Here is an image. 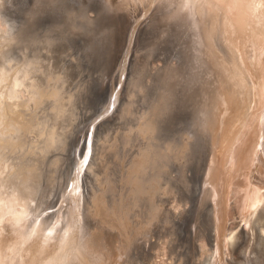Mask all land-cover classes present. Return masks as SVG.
<instances>
[{"label": "rangeland", "instance_id": "1", "mask_svg": "<svg viewBox=\"0 0 264 264\" xmlns=\"http://www.w3.org/2000/svg\"><path fill=\"white\" fill-rule=\"evenodd\" d=\"M47 1L54 2L57 0H0V27L7 30L9 26L11 30L9 38L4 39L2 37V39L0 37V60H2L3 54H11L12 56L9 55L10 57L14 56L20 58L28 52L33 54V51L43 53V55L47 56L54 53L57 55V51L62 50L61 52L58 51L56 57L59 61L56 64H58L61 69L64 68V70L66 67H69L70 71L76 67V70L74 69L76 72L70 73L69 70H67L70 73L67 74L71 76L67 74L66 76L70 79L69 81L72 79V82L68 81L66 83L67 86L64 85L65 98L69 96L67 98L70 109L69 115L72 117L73 124L68 128L66 127L65 131H62L60 145L53 146L43 151L42 154L34 156L31 160L32 167L33 164H35V166L38 164V159H42L45 160L46 172L53 167L56 169L58 168L60 174H65V165L66 162L69 161L67 159L65 160V157L70 148L72 146L74 147L73 144H75L76 141L80 143L83 140L86 129L89 126L91 127L89 124L90 122L94 124L97 123L95 129L93 128V131L96 132L94 137V145H96L94 147L96 148H94L92 159L87 165L88 168L83 171L82 175L84 181L82 189L88 206H90L91 209L96 208L100 215H107L108 218L112 216L109 220H113L114 217L118 219L122 216V222L130 228L139 223L143 228H147V232L152 234V242L141 246L142 248H139V252H135L137 249H132L133 253L132 251L129 252L130 255L132 253L134 257L131 258L132 264H199V260H203L200 264H208L206 260L208 254L212 255L214 264H231L230 261L233 259L232 263L237 262V264H261V261H255V256H253L259 254L258 241L253 242L249 240L250 235L247 238L249 222L245 219L243 205L245 203V188L247 184V176L245 173L249 176L251 175L250 179L257 183L260 189L264 191V151L261 152L262 159L257 163L258 166L257 164H251L252 166L250 165V168L248 163L250 159H247L248 161L240 165V167L234 163L232 167L230 166L232 168L230 170V159H228L231 158L230 154L232 149H236L238 145H240L239 142H241L242 145V143L254 138L253 135H255V133L253 131L256 130L255 121L258 119V113H261L264 108V88L260 91L258 89L259 86H257L259 75L262 76L260 72L261 66H264V32L254 33L256 29L263 28L264 26L263 21H258V18H256L259 14L258 10H253V12L255 11V14L252 13V15H255L253 16V21L248 23L245 27H240L241 31H235L233 29L235 25H233L232 16H221L222 11L220 10L218 11L217 19H214L216 31L213 34V42L215 41L217 53L221 52L219 50H223L220 56V60L223 61L222 66L224 67L226 63L227 56L225 54H228L227 47L229 45L237 55L234 62L235 74L225 81L224 74L220 73L217 75V72L213 68H207L205 66L204 59H206L207 55L199 50L200 45L195 47V43H199L197 35L192 32L193 27L190 18L183 17L182 15L180 16V14L177 17L171 15L174 12L173 10L171 11V9H177V2H179L180 5L181 0H166L164 3H162L163 0H155V2L161 1L158 2L159 4L161 3L160 6H164L163 4L167 3V5L164 6L165 8H159L160 6L158 7V3H155L154 0H120L121 2L119 0H111L114 6L113 10H115L112 13H114L113 15L116 20L113 22L110 20L109 22L106 21L112 25L116 22V30L114 31L116 34L113 35L108 32V25H103L98 30H95L96 32L90 33L94 30V26L97 25L95 21L97 20L96 18H98L97 8L99 7V3H97L96 0H91L89 3L87 2L84 11L81 13L78 12L79 15L85 17L88 22L76 16V12L80 6L69 5L68 0H58L63 2V5L67 4L65 10V16L67 18H62L60 14L50 11V7L46 8L52 5L47 4L46 6L45 3H47ZM169 1L172 5H169ZM247 2H250L252 5V2H255V0H249ZM73 14L75 17H73ZM228 14H230V12ZM157 16L159 17L157 18ZM111 19L113 18L111 17ZM66 21L73 23L68 27V25H65ZM176 21H179V24L176 23ZM220 22L226 23L228 26L221 30L218 26ZM260 23L263 25L260 26ZM79 24H81L82 27L85 26L86 31L79 29ZM249 25L251 27H248ZM133 26L134 34L131 39L130 34ZM72 29L76 31L74 32ZM218 29L222 33L219 32V37L217 38ZM251 34L254 35L255 38H253ZM139 37L141 39H139ZM155 37L158 38L156 39ZM62 38L65 39L63 40ZM156 40L158 41L155 42ZM28 43L31 45H28ZM153 43L155 44L153 45ZM34 45L37 47L34 48ZM260 45L263 49H260ZM45 47L46 49L48 48L47 51L48 53L50 52V54L44 52L46 51ZM65 49L70 50L67 51L69 53H67ZM61 53H65V55ZM60 57L61 59H59ZM61 69L57 72L59 76H63L64 70L62 69V71ZM61 72L62 74L60 75ZM255 76H258V78ZM136 77L137 79H135ZM255 78L256 82L254 81ZM189 80L191 83L187 82ZM228 80H230V82H228ZM226 82L229 83L227 89L223 88L224 84L227 86ZM253 82L254 84L256 83L255 87ZM186 84L187 86L183 87V85ZM48 85L49 84H47L45 88L48 87L47 89L48 92H50V96L46 94L43 102L45 107L49 109L53 106V99L50 97H53L51 95V90L54 85ZM253 87H258L256 88L257 90L254 89L255 92L257 91V94L254 92ZM247 89L250 91H247ZM64 90L61 93H63ZM69 90L71 93H68ZM168 91H171L172 94ZM225 92L227 94H225ZM111 94H113V96H111ZM25 95L26 94L23 92V97ZM48 97L51 101L48 100ZM233 97H235V99ZM253 98L258 99L259 102L256 101L258 107L255 105L257 103L255 100L253 101ZM111 101L112 103H110ZM41 102L42 101H40V103ZM229 102H231V104ZM234 102H236V105L232 106ZM40 103L30 106L34 109H31L27 105L15 106V111L17 110V112L11 115L14 120L8 119L13 122L19 121L16 122V124L24 131L23 132L21 128H15L17 134L14 135L13 142L15 144L23 142L25 148L28 150L33 149L37 151L41 146L39 144L41 139H35L33 142L32 137H34V135H32L33 133L31 131V126L36 121L34 119L36 116L35 114L38 113L41 107L39 106ZM252 104L254 106H252ZM229 106V109L232 108V111L226 109ZM26 107L30 110L26 109ZM37 107L38 110L35 109ZM254 107H257V109H252ZM20 109H22V111H20ZM203 109L210 115L213 114V119L206 125L202 123L200 119ZM34 110L37 111L35 112ZM247 111H249L248 114L252 111L251 113L253 116L251 113L248 115ZM26 112L29 113L25 114ZM33 112L35 114H33ZM221 114L223 115L221 116ZM245 115H247L248 119ZM254 116L257 118L256 120ZM100 119L101 122L98 121ZM222 119L223 121H221ZM245 122L246 124L247 122L250 124L249 126L248 124L246 125L250 130L244 126ZM241 124H243L244 127L241 126ZM10 127L12 128L13 126H9V129ZM29 127L30 129L28 130L30 132L27 131ZM238 127L240 128L238 129ZM248 131L250 132L246 134V137L245 133ZM232 133L235 136H231ZM210 134L212 135L210 136ZM20 135L25 138L22 139ZM104 135H107L105 139ZM109 136L112 137V139H110ZM213 136H215V138ZM241 136L243 140H240ZM107 137H109V139ZM230 137L234 138V142ZM222 141L224 142L222 143ZM35 143L37 144L32 146ZM225 143L227 145H225ZM235 143H238V145ZM221 144H223V146ZM229 144L230 147H228V150L227 146H229ZM216 145L217 147H215ZM219 145L222 149L226 146L228 152L225 148L223 150L219 149L221 148ZM103 148H105V150L107 148L106 153ZM76 149L77 146L75 147V150ZM15 151L19 152L18 149H15ZM222 151L226 153L222 154L221 157ZM76 152L78 151L76 150L75 153ZM212 152L216 153L217 160L215 156L214 161H216L214 165L218 167L214 166L215 170H211L214 173L211 171L206 173L204 166L212 157ZM227 153L230 157H227ZM249 153L251 152L248 151L247 158L250 156ZM95 155L97 156L95 157ZM223 157H226L228 160ZM221 158H223V160ZM112 161H115V165ZM222 161L223 165L225 163V169L223 165L220 164ZM247 163L248 165H246ZM97 164L101 168L97 167L95 171H100H97V173L94 171L96 173L94 175L93 170L96 168L95 165ZM234 166H236V168ZM219 168L221 169L219 170ZM101 169H104L105 172ZM226 169L230 170L232 173ZM216 170L217 177H214L216 176L214 175ZM234 170H239V173ZM100 173L101 175H99ZM218 175H220L219 177L221 180H219ZM211 176L213 179L211 178L210 182L208 179ZM235 177L237 178L235 179ZM105 178L107 179L105 180ZM214 178L218 180L214 181ZM97 181L99 183H97ZM166 181L168 182L166 183ZM211 184L214 190H217L216 188L219 189L220 186V188H222L219 189L221 192L219 190V193L218 191H214L213 198H206L203 200L200 194L202 186H209ZM175 185L177 187H175ZM236 185L241 186L239 188ZM169 186H172L173 191L175 190L172 195L168 194L170 191ZM236 191L239 192L236 193ZM182 193L183 195H181ZM217 193L220 194V196ZM106 195L107 197L110 196V198H107ZM197 197H200L199 201H197ZM55 198V195H50L48 199L55 201ZM218 199L220 200L219 202L217 201ZM204 201L207 204L204 205ZM202 204L203 206H200ZM215 204L218 205L215 207ZM54 209H56V206L50 208V210ZM215 209H217V212ZM134 211L135 213H133ZM214 212L215 215L218 213L216 216L217 218L213 215ZM214 217L222 227L230 225L236 226V229L240 232L237 245H234V247H236L235 250L234 248L229 250L226 247L224 242L225 230L218 242L214 238ZM196 222L198 223L197 225L195 224ZM149 227L154 230L150 231ZM199 229H201L202 232ZM195 230H197V232H195ZM8 232H12L11 225L9 222H5L2 237L8 235ZM157 234L160 235L158 236ZM153 240L156 242L154 241L153 243ZM239 242H243L245 245L243 249H241L242 252L239 251L238 253L236 249L238 247L239 250ZM216 243L217 248H214ZM253 243H256L257 247H254ZM151 246H153V251L151 250ZM180 247L182 249H179ZM169 251L172 252L169 253ZM139 253L143 255H138ZM150 254H152L153 258ZM147 255H150V257ZM142 257L143 259H141ZM243 258L245 259L242 261ZM204 260L206 261L205 263ZM124 262L125 259L121 261L122 264Z\"/></svg>", "mask_w": 264, "mask_h": 264}, {"label": "bare ground", "instance_id": "2", "mask_svg": "<svg viewBox=\"0 0 264 264\" xmlns=\"http://www.w3.org/2000/svg\"><path fill=\"white\" fill-rule=\"evenodd\" d=\"M90 1L91 0H68V3H69V5L80 6L78 8V11L76 12V16L79 18H82L88 22V20L85 17L79 15V13L84 11V9L86 8L85 4L87 2L89 3ZM96 1H97V3H99V7L97 8L98 18H96L97 20L95 21V22H97V25L94 26V30H92L90 33L96 32L95 30H98L103 25H108L109 26V28L107 29L108 32L111 33L112 35L116 34L114 32L116 30V22L113 25L111 23H107V21L109 22V20L111 22L116 20L114 18V15H113L114 13H112L115 11V10H113L114 6H113L112 1L111 0H96ZM165 1L166 0H163L162 3H164ZM177 1H179V0H177ZM247 1H249V0H247ZM247 1L246 0H181L180 5H179V2H177L178 3L177 9H175V8L171 9V11L172 10L174 11L171 14L173 17H177L180 14V16L182 15L183 17L190 18L191 25L193 27L192 32L197 35L198 43H199V44L195 43L196 44L195 47H198L200 45L199 50L201 52H204L207 55L206 59H204L205 60V66L207 68L208 67L213 68L217 72V75L220 73L224 74L225 75V81L230 76L235 74L234 62H235V58H237V55H236V53L233 52V49L229 45L227 47L228 54L227 53L225 54L227 56L226 63L224 65V67L222 66L223 61L220 60V56L222 55L223 50H219L221 52L217 53L215 41L213 42V34L216 31L214 19H217V17H218L217 14H218V11L220 10V11H222L221 16H224V17H226V16L231 17L232 16L233 25H235V27L233 29L235 31L236 30L241 31L240 27H243V26L245 27V26H247L248 23H251L253 21L252 19H253V16H255V15H252V13L255 14V11L253 12V10L256 9V11L258 10V13H259L256 16V18H258L257 20L261 21V22L263 21V24H264V0H255V2H252V5L250 4V2H247ZM154 2H155V0H154ZM158 2H161V1H158ZM158 2H155V3H158ZM42 3H43V1H42ZM62 3L63 2H60L57 0L54 2L47 1V3H45V4H46V6H47V4L48 5L52 4L51 5L52 7L48 6L46 8L50 7V11L56 12V14H60L62 16V18H64V17H66L65 16L66 15L65 10L67 8V4L63 5ZM155 3H154V5H155ZM160 4L158 3L157 6L159 7ZM163 5L164 6L167 5V3H165ZM169 5H172L171 2L169 3ZM164 6H160L159 8H161V7L163 8ZM43 7H44V5H43ZM155 7H156V5H155ZM157 10H159V9H157ZM146 11H147V9H146ZM229 12H230V14H228ZM74 14H73V17H75ZM111 17L113 19H111ZM158 17L159 16H157V18ZM255 19H254V21H255ZM178 22L176 21V23H178ZM185 22H186V19H185ZM72 23L73 22H69V21L67 22L66 21L65 25H68V27H70V25ZM260 24H261L260 26L263 25L262 23H260ZM5 25H6V23H5ZM159 25H160V23H159ZM218 26L222 30V28H226V26H228V25L226 23L220 22L218 24ZM248 27H251V26L249 25ZM79 29H81L82 31H86L85 26L82 27L81 24H79ZM252 29H250V30H252ZM10 31L11 30H10L9 26H8L7 30L0 27V37L1 38L3 37L4 39L9 38V35L11 34ZM73 31L75 32L76 30L74 29ZM219 32L222 33L218 29L217 38L219 37ZM257 32H264V26H263V28L261 27V28L256 29V31L254 33H257ZM109 33H108V35H109ZM162 33H164V32H162ZM133 34H134V26H133V28L131 30V34H130L131 39L133 37ZM252 36H253V38H255L254 35H252ZM62 39L64 40L65 38H62ZM131 39H130V41H131ZM139 39H141V38L139 37ZM157 41L158 40H156L155 42H157ZM25 42H24V44H25ZM46 44H47V42H46ZM154 44L155 43H153V45ZM28 45H31V44L28 43ZM53 45H55V44H53ZM57 45H59V44H57ZM36 47L34 45V48H36ZM48 47H49V42H48ZM24 48H25V46H24ZM106 48L109 50V48L107 46H106ZM261 48L263 49L262 46L260 47V49ZM45 49H46V47H45ZM47 49L44 52H46V54H50V52L48 53ZM107 49H106V51H107ZM53 50H57V49H53ZM65 50H66V52L70 51L68 49H65ZM58 51L61 52L62 50H58ZM58 51H57V55H58ZM20 52H21V50H20ZM224 52H226V51H224ZM67 53H69V52H67ZM1 55H2V53H1ZM9 55L12 56L11 54H9ZM9 55L3 54L2 60H0V141L4 142V143L0 142V264H122L121 261L123 259H125V262L123 264H132L131 258H134L132 255V253H133L132 249L133 250L137 249L135 252H139V248L141 246L147 245L150 242H152L151 241L152 234L150 232H147V228L146 229L143 228V226H141V224H139V223H137L135 226L130 228L129 226H127L125 223L122 222L123 221L122 216L119 217L118 219L114 217L113 220L112 219L109 220L110 218H112V216H110V218H108L107 215H100V213L98 212V210L96 208L92 207L93 209H91V207L88 206V203L85 199V195H84L83 189H82L83 181H84L83 175H82L83 171L86 168H88L87 165L90 163V161L92 159V155L94 153V148H96V147H94V146H96V145H94V143H95L94 137L96 135V132L93 131V128L95 129V125L97 123L94 124L93 122H90L89 124L91 125V127L89 126L85 131V136L86 135L88 136L89 142L91 145V147L89 149V155L87 157V163H84L80 157V151L83 148V141L85 138V136H84L83 140L80 143L78 141H76L75 144H73L74 147L72 146L70 148L69 152L67 153L65 160L67 159L69 161L66 162V165H65V172H64L65 174H60L58 171V168L56 169L53 167H51L50 170H48V172H46L45 170H47V169L45 168V163H44L45 160H42V159H38V164L36 166H35V164H33V167L31 165V160L34 158L35 155L42 154L43 151H46L53 146L60 145V139L62 136V131H65L66 127L68 128L71 124H73L72 117L69 115L70 109L68 106L69 101L67 99L69 96L67 98H65L64 85H66V83L70 80V79H68V76H71V75H68L67 73H69V72L73 73L76 70L75 69L76 67L75 68L73 67L75 70L71 69V71H70L69 67L68 68L66 67L65 70H64V68H62L64 70L63 71L60 68V66L58 64H56L59 61L56 57L57 56L56 53L46 56V55H43V53H40V52L37 53V52L33 51V54L28 52V53H25L24 56L23 57L21 56L20 58H17L14 56L10 57ZM62 55H65V53ZM76 58H78V57H76ZM59 59H61V57ZM123 60H125V59H123ZM61 63H62V61H61ZM76 63H74V64H76ZM69 65H70V63H69ZM77 65H78V63H77ZM60 69L63 71V76H59V74L57 73ZM144 69H145V67H144ZM67 70H69V72ZM260 72H261L262 76L258 74L259 79H258L257 86H259V88L258 87H256V88H258L260 91H262V88H264V66H261ZM226 73H228V74H226ZM61 74H62V72L60 73V75ZM66 74L68 76H66ZM76 75H78V74H76ZM239 76H243V75H239ZM260 76H261V78H260ZM255 77L258 78V76H255ZM133 79H134V77H133ZM135 79H137V77ZM255 80H256V78L254 79V81ZM51 81L53 84L52 83L50 84ZM69 82H72V79ZM187 82L191 83L190 80ZM228 82H230V80H228ZM228 82H226L227 86L224 84L223 88H226V89L228 88V85H229ZM47 84H49L48 86L54 85L53 86L54 89L52 87V90H51V92H52L51 95L53 97H50L53 99V106L49 109L45 107L44 102H43L44 96H46V94L49 95V93H50V92H48V89H47L48 87L45 88ZM255 84L253 82L254 87H255ZM184 86H187V84L183 85V87ZM250 86H252V85H250ZM248 87H249V85H248ZM254 87H253V90L256 89ZM143 88H145V87H143ZM186 88H188V87H186ZM193 89H194V87H193ZM63 90H64V92L61 93ZM174 91H175V88H174ZM247 91H250V90L247 89ZM251 91H252V89H251ZM23 92L26 94L25 95L26 97L24 96L25 98L23 97ZM69 92L71 93L70 90L68 91V93ZM168 92L171 93V91H168ZM254 92H255V90H254ZM255 93L257 94V91ZM225 94H227V93L225 92ZM79 95H80V93H79ZM116 95H117V93H116ZM168 95H170V94H168ZM253 95H254V93H253ZM111 96H113V94H111ZM232 96H233V94H232ZM258 96H259V94H258ZM230 97H231V95H230ZM235 97H233V98L235 99ZM254 98H255V96H254ZM254 98H253V101L255 100V102L256 101L259 102L258 99H254ZM109 99H111V98H109ZM231 99H232V97H231ZM251 99H252V97H251ZM48 100H49V97H48ZM114 100H116V99H114ZM114 100H113V102H114ZM40 101H42V102L40 103ZM49 101H51V99ZM132 101H133V99H132ZM37 103H40L39 106H41V107L39 108V110H38V107L35 108L38 110L37 114H35L33 112V114L36 115L35 116L36 118L34 117V119L36 121L34 122V120H33L34 123L31 126V131L33 133L32 135H34V137H32L33 142L35 139H41V142L39 143L41 146H40V148H38L37 151H34L33 149H30V150L26 149L23 142H21L19 144H15L13 142L14 135L17 134V131L15 128H19V126H17L16 122H19V121L13 122L10 120L12 119L11 115L17 112V110L15 111V106L19 107V106H26L27 105L30 107V106L36 105ZM110 103H112V101ZM229 103L231 104V102H229ZM235 103L236 102H234V104L232 106L236 105ZM47 104H49V103H47ZM194 104H196V103H194ZM253 104H252V106H254ZM255 105L257 106L258 103ZM223 107H225V106H223ZM257 107L256 108L254 107L252 109H257ZM229 108H230V106L226 109H229ZM26 109H29V108L26 107ZM31 109H34V108H31ZM231 109H229V110H231ZM77 110H78V108H77ZM20 111H22V109H20ZM31 111H33V110H31ZM233 111H234V108H233ZM201 112H202L201 118H200L201 122L206 125L209 121H211L213 119V114L210 115L204 109ZM248 112L249 111H247V114H248ZM28 113L26 112L25 114H28ZM226 113H227V111H226ZM222 115L223 114H221V116ZM251 115H252V113H251ZM258 115H259L257 117L258 119L254 116L255 120L257 119V121H255L256 127L254 126L255 123L253 125L256 128V130L253 131L255 133V135L252 134L254 136V138H251L249 140L250 142L246 141V142L242 143V145H241V142H239L240 145H238V143H235L238 145V147L236 149L231 148L232 151L230 149L231 158H228V159H230L229 160L230 161L229 167L230 166L232 167L234 165V163H235V165H238L240 167V165L245 164L250 159L248 161L249 168H250L252 165H256L258 162H260V159H262L261 158V152L264 151V108L261 111V113H258ZM245 116L247 118V115H245ZM250 116H249V118L251 119ZM254 117H253V119H254ZM9 118H10V120H8ZM221 118H224V117H221ZM12 120H14V119H12ZM242 120H241V122H242ZM98 121L101 122V119ZM221 121H223V119ZM31 122H32V120H31ZM248 122H247V124L249 126L250 124ZM218 123H219V120H218ZM220 124H222V123H220ZM220 124H218V125H220ZM244 124H245L244 126L247 125L246 122ZM201 125L204 126L203 124H201ZM9 126H13V127L12 128L10 127V129H9ZM241 126H243V124H241ZM99 127H100V125H99ZM207 127H208V125H207ZM216 128H215V130H216ZM239 128L240 127H238V129ZM28 129H30V127L27 128V131H29ZM248 129L250 130V128H248ZM21 130L23 131L22 128H21ZM242 131H243V129H242ZM242 131H240V132H242ZM240 132H239V135H240ZM249 132L250 131L246 132L245 135L248 134ZM233 133L231 134V136L234 135ZM107 134L109 135L108 132H107ZM235 134H236V132H235ZM211 135L212 134H210V136ZM245 135H244V138H245ZM106 136L104 135V139ZM109 137H107V138L109 139ZM213 137L215 138V136H213ZM246 137H247V135H246ZM21 138L24 139L25 137L21 136ZM230 138H232V137H230ZM110 139H112V137H110ZM233 139L234 138H232V140ZM228 140H230V139H228ZM240 140H243L242 136H241ZM224 141H222V143ZM233 142H234V140H233ZM36 144L37 143L33 144L32 146H34ZM115 144H117V143H115ZM102 145H103V143H102ZM221 145L223 146V144H221ZM225 145H227V144L225 143ZM76 146H77L76 150L78 152L75 153V151H76L75 147ZM104 146H105V144H104ZM215 147H217V145ZM228 147H230V144H229V146H227V148ZM234 147H235V145H234ZM224 148L226 149V146H224L223 149ZM15 149H18L19 152H16ZM219 149H222V147ZM103 150H105V148H103ZM228 150H229V148H228ZM228 150H227V152H228ZM233 150H234V153H233ZM106 151H107V148L105 150V153H106ZM224 151H222L223 153H221V157H222V154L226 153ZM248 151L251 152V153H249L250 154V156H248L249 158H247ZM96 152H97V150H96ZM216 153H213V152L211 153L212 157L210 158L209 162L204 166L206 169V171H205L206 173L210 172L211 170H215V167L217 166V165H214V162L217 160V156L215 155ZM219 155H220V153H219ZM228 155L229 154L227 153V157H230ZM96 156L97 155H95V157ZM215 156H216V160L214 161ZM223 158L227 159L226 157H223ZM223 158H221V159L223 160ZM224 161H226V160H224ZM95 162H97V161H95ZM222 163H223V161L220 164L223 165ZM248 163L246 165H248ZM114 165H115V163H114ZM224 165H225V163H224ZM224 165H223V168H224ZM95 166H96V168H94V166H93L94 175L97 173V171H100V170L95 171V169H97V167H99V165L97 164ZM257 166H258V164H257ZM263 166H264V164H263ZM30 167H32V168H30ZM231 167L229 168L230 170L232 169ZM234 167L236 168V166H234ZM99 168H101V167H99ZM24 169H26V170H24ZM90 169H92V168H90ZM220 169L221 168H219V170ZM255 169H257V168H255ZM230 170H227V171L231 172ZM88 171H89V169H88ZM102 171H104V169ZM234 171H237V170H234ZM247 171H248V169H247ZM90 172H91V170H90ZM211 172H213V171H211ZM237 172L239 173V170ZM244 172H246V171H244ZM107 174H108V172H107ZM99 175H101V173ZM214 175H216L214 177H217V170H216ZM229 175H230V173H229ZM245 175L247 176V179H246L247 184H246V188H245L246 193H245V203L243 205V209H244L245 219L248 220V222H249V229L247 231L248 235L247 234L246 235H247V238L250 235L249 240H251L253 242L258 241L257 244L259 245L258 246L259 249L258 248L257 249L259 250V254L256 253L258 257L256 255H253V256H255L254 257L255 261L260 260L261 264H264V191H262L260 189V186L257 183H255L254 181H252L250 179L251 175L249 176V175H247V173H245ZM219 176L220 175H218V178H219V180H221ZM92 178H93V176H92ZM211 178L213 179V177L211 176V177H209L208 181ZM236 178L237 177H235V179ZM106 179L107 178H105V180ZM215 179L216 178H214V181L218 180V179H216V180ZM44 180H45V183H44ZM167 182L168 181H166V183ZM210 182H211V180H210ZM97 183H99V182L97 181ZM166 183H165V185H166ZM215 184H216V182H215ZM225 184H226V182H225ZM86 186H87V184H86ZM236 186H238V185H236ZM240 186H238V187L240 188ZM115 187H117V186H115ZM163 187H164V185H163ZM175 187H177V186L175 185ZM215 187H217V186H215ZM169 188H170V191L168 194L172 195L175 192V190L174 191L172 190V186H169ZM86 189H87V187H86ZM216 189L217 190H214L212 184L209 186H202L200 194H201L203 200H205L206 198H209V199L213 198L214 191H218L219 189H222V188H220V186H219V189L218 188H216ZM219 191H218V193H219ZM241 191H243V190H241ZM114 192L117 193L116 191H114ZM237 192H239V191H236V193ZM125 193H127V192H125ZM50 195L56 196L55 201L48 199ZM113 195H115V194H113ZM181 195H183V193ZM218 195L220 196V194H218ZM97 196H99V195H97ZM106 197H107V195H106ZM107 198H110V196ZM199 198L197 197V199H198L197 201H199ZM217 201L219 202L220 200L218 199ZM215 202H216V200H215ZM205 204H207V203L205 202L204 205ZM217 205L218 204H215V207ZM53 206H56V209L50 210V208H52ZM200 206H203V204ZM198 207H199V205H198ZM219 207H217V208H219ZM215 210L217 212V209H215ZM209 211H212V210H209ZM133 213H135V211ZM184 213H185V211H184ZM217 214L215 215V212H214L213 215H215V217H216ZM219 214H220V212H219ZM202 217H204V216H202ZM185 218H187V217H185ZM210 218H211V216H210ZM216 218H215V222L213 219V222H214V229H213L214 232L213 233L215 236L214 238L218 242L220 236L223 234V231L225 230V232H224L225 245L229 250H232L233 248L235 250L236 247H234V245L235 244L237 245L238 236H239L240 232H238V230L236 229V226L230 225L227 227H222V225L218 222V220H216ZM5 222H9V224L11 225L12 232H8L9 233L8 235H5L2 237V234H3L2 231L4 229ZM197 222L195 223L196 225L198 224ZM199 223H201V222H199ZM173 227H175V226H173ZM149 229H150V231L154 230L153 228H150V227H149ZM199 230L201 231V229H199ZM172 231H175V230H172ZM195 232H197V230H195ZM157 233H158V231H157ZM157 235L159 236L160 234H157ZM153 237H155V236H153ZM196 237H198V236H196ZM157 238H160V237H157ZM154 241L155 240H153V243H154ZM213 241H215V240H213ZM172 242H173V240H172ZM240 242L238 244V246H240L239 250H238V247L236 249V251L238 253H239V251L242 252L241 249H243V247L245 245V243L243 244V242L242 243H240ZM174 243H175V241H174ZM206 244H207V242H206ZM253 244L255 247L256 243H253ZM151 245H152V243H151ZM153 246H151V250H152ZM215 247L217 248V243L214 246V248ZM153 249H155V248H153ZM179 249H182V248L180 247ZM193 249H194V247H193ZM130 251H132V253H131L132 256L129 253ZM255 251H256V249H255ZM171 252L169 251V253H171ZM210 252H211V250H210ZM142 253H139L138 255H140ZM205 254H207V253H205ZM150 255L152 256V254H150ZM150 255L149 256L147 255V256L150 257ZM169 256H170V254H169ZM192 256H193V254H192ZM207 256H208V257H206L207 263L208 264H214L213 260H212V255L208 254ZM152 258H153V256H152ZM173 258H174V256H173ZM234 258H235V256H234ZM141 259H143V257ZM167 259H169V258H167ZM244 259L245 258H243L242 261ZM147 261H148V259H147ZM232 261H230L231 264H237V262L232 263ZM198 262L200 264V262L202 263L203 260H201V261L199 260ZM205 262L206 261L204 260V263ZM145 263H147V262H145Z\"/></svg>", "mask_w": 264, "mask_h": 264}, {"label": "snow or ice", "instance_id": "3", "mask_svg": "<svg viewBox=\"0 0 264 264\" xmlns=\"http://www.w3.org/2000/svg\"><path fill=\"white\" fill-rule=\"evenodd\" d=\"M90 147H91V145H90V142H89V138L86 135L85 138H84V141H83V148L80 151V157H81V160L84 163H87V157L89 155Z\"/></svg>", "mask_w": 264, "mask_h": 264}]
</instances>
